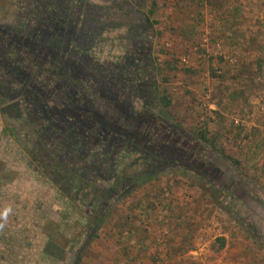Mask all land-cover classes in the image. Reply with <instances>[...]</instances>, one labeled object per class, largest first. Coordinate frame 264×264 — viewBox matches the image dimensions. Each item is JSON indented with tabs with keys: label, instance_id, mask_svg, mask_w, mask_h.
Segmentation results:
<instances>
[{
	"label": "rangeland",
	"instance_id": "1",
	"mask_svg": "<svg viewBox=\"0 0 264 264\" xmlns=\"http://www.w3.org/2000/svg\"><path fill=\"white\" fill-rule=\"evenodd\" d=\"M25 1L0 0V18ZM83 1L103 2L110 10L114 0ZM197 3L158 0L151 17L156 22L139 31L135 26L147 7L132 11L138 22L111 11L96 51L115 62L133 45L150 54L144 73L157 80L158 91L148 93L154 112L166 113L159 101L165 89L183 128L193 134L207 124L210 136L219 130L222 154L231 160L207 152L215 178L181 167L157 170L142 186L128 184L126 195L122 181L115 199L103 197L107 204L93 209V186L77 191L79 178L71 188L64 185L63 178L78 173L61 171L66 175L57 180L52 167L32 161L24 108L0 93V264H75L78 256V264H264V0H222L219 8L212 3L198 14ZM236 6L238 24L231 27L245 35L235 45L226 21H233ZM210 67L230 72L213 79ZM235 67L253 72L255 84L242 98L231 94L243 83L232 78ZM147 164L124 153L113 165L116 177L104 185ZM109 174L102 171L105 179ZM100 212L103 221L95 229L93 216Z\"/></svg>",
	"mask_w": 264,
	"mask_h": 264
},
{
	"label": "trees",
	"instance_id": "2",
	"mask_svg": "<svg viewBox=\"0 0 264 264\" xmlns=\"http://www.w3.org/2000/svg\"><path fill=\"white\" fill-rule=\"evenodd\" d=\"M102 3L66 0L61 5L57 0H26L21 7L0 18V93L20 101L24 108L32 161L36 164L40 161V158L34 157V150H38L37 144L46 148L44 142L48 139H41L38 134L42 133L41 123H49L50 119L65 132L72 131V138L77 139L83 149L91 145L95 151H101L100 154L109 149L115 152L116 159L124 153L134 152L147 165H151L134 171L132 177L119 178L127 185L133 182L136 187L142 186L156 177L155 171H168L177 167L202 178L217 177L218 170L207 152L223 153V147L219 145L221 132L218 130L217 134L210 136L208 125L205 124L195 128L193 134L188 133L183 128L178 107L172 106L170 95L165 89L160 91L159 101L169 117L165 112H154V103L150 101L152 98L148 93L158 91L157 80L144 73L150 54L147 57L145 52H138L137 46L133 45L125 56L118 57L120 62H115L116 57H105L96 51L111 11L120 12L126 17L134 16L138 22L139 17L132 11L147 7L143 18L138 24L135 22L139 31L156 22L151 17L156 14L158 0H114L108 3L113 7L110 10ZM212 3L214 8H219L222 0H198L197 14L201 13L204 6L211 7ZM234 12L233 21L226 22L231 44L236 45L245 34L237 26L231 27L238 24V6L234 7ZM262 25L264 27V18ZM174 60L177 62L178 59ZM258 67L257 76H261V62ZM220 68L210 67L211 78L223 80L230 72ZM234 70L232 78L238 82L241 79L243 83L242 89H234L231 94L233 98H242L245 90H250L255 84L253 72L252 69L238 67ZM186 72L194 71L188 67ZM248 74H251L250 81L245 80ZM167 80L164 78V82ZM42 117L47 120H42ZM48 136L51 137L49 131ZM60 143V147H53L54 151L64 152L73 145L72 141H68V145ZM177 149L188 156H178ZM222 156L231 160L230 156ZM64 162H55L57 167L52 164L57 174L55 178L58 180L61 179L59 175L65 176L61 172L65 170L73 175L78 173L75 177L63 178L64 185L71 188L72 182L79 178L77 191H83L88 185L93 186V209L107 204L102 203L103 197L107 196L109 201L116 198L112 196L115 190L111 185L101 183L98 186L99 182H103L98 178L86 184L88 178L82 176L79 169L72 165V170ZM42 164L43 167H49L46 162ZM234 164L238 162L234 161ZM86 172H89L88 169ZM93 217L96 229L103 221V213H94ZM80 257H75V264H78Z\"/></svg>",
	"mask_w": 264,
	"mask_h": 264
},
{
	"label": "flooded vegetation",
	"instance_id": "3",
	"mask_svg": "<svg viewBox=\"0 0 264 264\" xmlns=\"http://www.w3.org/2000/svg\"><path fill=\"white\" fill-rule=\"evenodd\" d=\"M57 1L61 5L64 3V1L66 2V0H57ZM2 78H5V77H2ZM5 80H7V79H5ZM7 82H9V81H7ZM38 111L39 110L37 109L36 112L38 113ZM40 111H43V110H40ZM44 114H45V112H44ZM43 119L44 118L42 117V120ZM35 120L39 121L38 118H35ZM44 120H47V119H44ZM41 126H43L42 133H39L38 137H40V138L42 137L41 139L46 138L48 140H47V142H44L46 148H44L40 144H37L38 150H34L35 159L40 158V161H38V165L40 164V167H42V165H43L42 162H46V165L51 167L52 164L56 165L55 162H57V161H61V160L66 161L64 163L68 164L72 170H73L74 165L76 167L78 166L77 169L80 170L81 175L88 178V181H86V184L92 183V181H94V179L98 178V179H101V181H103L102 184L104 185L105 180L109 181V180H111L110 177H116V175H114L115 171H113V165H115V163H116V158H115V154H114L115 152H110V150L107 149V150H104V152L100 154L101 151H99V150L95 151V149L92 148L91 145H90V147H88V149L87 148L83 149V145H81V143H79V141H77V139L75 140L72 138V134H73L72 131L69 133L65 132V130L62 129V127L54 124V122L51 121L50 119H49V123H45L44 125H42V123H41ZM55 128H57L58 131L54 132ZM43 131H44V133H43ZM48 131H49V135L51 134V137L54 138V141L51 137L48 136ZM63 137H65V138L61 140V138H63ZM68 141H72V143H73V145H70V147L68 146L69 147L68 150H65L64 152L54 151L53 147H60L62 145L60 142L67 144ZM69 144H71V142H69ZM161 149H163V148L161 147ZM163 150H165V148ZM176 153L178 156H181L183 158H186V156H188L186 153H184L180 149H177ZM52 154H55V155L52 156ZM157 162L159 164H161V162L159 160ZM72 165H73V167H72ZM56 167H57V165H56ZM86 169H88L89 172L87 174H90V176L85 175L84 172L86 171ZM107 169L111 171V174H109L110 176L105 179L102 176V171L103 170L105 171ZM101 176H102V178H101ZM123 178H127V177L124 176ZM118 184L121 186V184H122L121 180H119V183L113 182V183L108 184V185H111L110 187L112 189H116V188H118ZM124 185H125V187L122 190L124 191V193H126L127 191H129V189H127V186H128L127 183ZM113 186H115V188H113Z\"/></svg>",
	"mask_w": 264,
	"mask_h": 264
}]
</instances>
